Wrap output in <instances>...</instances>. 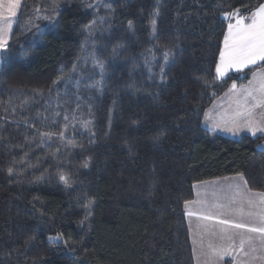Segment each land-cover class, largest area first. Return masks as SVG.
<instances>
[{
  "label": "trees",
  "instance_id": "16d2710c",
  "mask_svg": "<svg viewBox=\"0 0 264 264\" xmlns=\"http://www.w3.org/2000/svg\"><path fill=\"white\" fill-rule=\"evenodd\" d=\"M259 3L21 1L0 54V264H195L194 184L264 192V135L202 125L261 66L216 76L223 13Z\"/></svg>",
  "mask_w": 264,
  "mask_h": 264
},
{
  "label": "snow or ice",
  "instance_id": "6c2138e0",
  "mask_svg": "<svg viewBox=\"0 0 264 264\" xmlns=\"http://www.w3.org/2000/svg\"><path fill=\"white\" fill-rule=\"evenodd\" d=\"M21 6V0H0V50H4L8 46V37L13 29V19L17 16V10ZM53 9L58 5L53 2ZM39 9H37L38 11ZM224 19L228 21L227 31L223 38V47L220 49L219 62L216 65V76L222 78L225 76L228 69H234L238 72L243 71L250 66H255L258 62L261 68L264 69V3H259L254 10H249L247 14L241 11V8H232L223 13ZM44 19L51 20L50 17ZM234 21V23H233ZM153 27L155 20L152 21ZM37 27H39L37 25ZM169 53H165L167 59ZM101 67H103L101 65ZM163 67L161 72H163ZM59 81H54V85ZM236 97V107L231 113L221 122H213L212 127L220 128L224 131L237 134L241 129H247L253 136L258 132L264 133V70L253 72V79L249 81V86H241L237 90L235 81L231 89L225 96ZM230 97V98H231ZM261 109V112H257ZM208 113H205L207 117ZM68 117L65 116V120ZM90 123V122H85ZM53 132L48 131L40 132V136L51 137ZM59 135L63 136L64 133L60 132ZM87 168V162L84 164ZM13 169H8V175L11 176ZM239 181L243 182L244 189L241 190L240 184L233 183L229 186V190L233 195L229 198L231 203H236L237 199L242 204H247V210L244 207L237 209V213L241 216H248L256 221V224L233 222L227 219H220L213 217L208 212H196L189 210L186 215H196L198 220L208 221L215 219L216 225H223L225 227L216 228L215 225L207 223L197 224L196 234L201 238L199 243L203 251V239L206 236H213L222 242L221 245H216L212 240L208 241L207 249L204 255L208 259V264H216L217 260H223L224 257H232L233 264H251L253 261L259 260L264 264V192H252L247 187V182L244 177L240 175ZM60 180L67 186L69 183L68 177L61 176ZM195 187V186H194ZM199 203V201H186L185 208L187 209L190 204ZM211 207L225 208L224 204L216 203ZM232 210V209H229ZM230 229H238L243 231H230ZM258 233L257 238L246 236L244 233ZM239 237L238 248L235 245V239ZM57 237H49V240L60 239ZM258 241V242H257ZM196 244L198 241L193 240ZM233 249H236L237 255H233ZM247 257V261H239L237 256L241 254Z\"/></svg>",
  "mask_w": 264,
  "mask_h": 264
},
{
  "label": "crops",
  "instance_id": "0c3cea01",
  "mask_svg": "<svg viewBox=\"0 0 264 264\" xmlns=\"http://www.w3.org/2000/svg\"><path fill=\"white\" fill-rule=\"evenodd\" d=\"M18 11H19V8L17 10V13H18ZM15 21H16V17L13 19V26L15 24ZM233 23H234V21H233ZM222 47H223V44H222ZM218 62H219V60H218ZM258 64H260V63L258 62ZM250 67H254V66H250ZM262 70H264V69H262L260 66L259 68H256L254 71L259 72ZM230 72H236V70L228 69L225 75H227ZM253 72L246 82H244L242 84H237V90H239L241 86H244V87L249 86V81L253 79ZM231 87L229 89H231ZM229 89L226 92H224L219 98H217L205 110L203 118H202L203 127L206 130H208L209 132L220 134L222 136H225V137H228L231 139H239L241 136H244V135H248V136H252V137L264 135V133L258 132L255 136H253L247 129H241L237 134H233L232 132L224 131L220 128L212 127L213 122H221L236 107V103H235L236 97H231V93H229V96H225V93H228ZM256 111L259 113V112H261V109H257ZM205 113H208L207 117L205 116ZM259 147L262 151H264V142H262ZM238 177H239L238 175H235V176L215 179V180H211V181L196 183V184H194L195 187L193 186V195L194 196H193V199L191 201H199V203L190 204L187 209L185 208V205H184V212H185L187 225H188V229H189L190 242H191V246H192L193 258H194L195 264H198L197 259L199 257L201 258V261L203 264H208V259L204 255V252L208 251L207 245H208L209 240H212V242L218 246L221 245L222 243H226V242L220 241L216 237L209 235V236L204 237V239H203L204 248L202 251L201 244L199 243L201 238L196 234L197 224L207 223L209 225H215L217 229L219 227H225V226L216 225L215 219H210L208 221L198 220L196 215H192V216L186 215L187 211H189V210L196 211V212H201V211L208 212V211H210V214L213 217H217L220 219H227V220H230L233 222H243V223L256 224V221L253 218L248 217V216H241L236 211L237 209H239L241 207H244L245 210H247V204L246 203L242 204L241 201L239 199H237V202L233 204V203H231V201L229 199L233 195V193L229 190V186L233 183L234 179H235V183L240 184L241 190L244 189V184H243V182L239 181ZM252 192H254V191H252ZM216 203L224 204L227 207H225V208L211 207L212 205H214ZM229 209H232V210H229ZM230 231L236 232V231H243V230L230 229ZM244 234L246 236H252L253 238H257L259 235L258 233H247V232H245ZM193 240L198 241V243L194 244ZM234 243L238 248L239 237H236ZM233 255H237L236 249H233ZM237 259L239 261H247L248 258L244 257L241 253L237 256ZM226 261H229L230 264H233L232 257H229V256L224 257L223 260H217L216 264H225ZM251 264H261V262L259 260H257V261L251 262Z\"/></svg>",
  "mask_w": 264,
  "mask_h": 264
},
{
  "label": "water",
  "instance_id": "95a60500",
  "mask_svg": "<svg viewBox=\"0 0 264 264\" xmlns=\"http://www.w3.org/2000/svg\"><path fill=\"white\" fill-rule=\"evenodd\" d=\"M62 242V249H63V254L66 255V256H71V252L68 251V248L65 244V242L63 240H61Z\"/></svg>",
  "mask_w": 264,
  "mask_h": 264
},
{
  "label": "rangeland",
  "instance_id": "374dc122",
  "mask_svg": "<svg viewBox=\"0 0 264 264\" xmlns=\"http://www.w3.org/2000/svg\"><path fill=\"white\" fill-rule=\"evenodd\" d=\"M61 1H63V0H60V3H61ZM227 23H228V21H227ZM9 38H10V37H8V40H9ZM7 42H8V41H7ZM2 51H3V50H0V54H1ZM197 262H198V264H203L202 261H201V258H200V257L197 259Z\"/></svg>",
  "mask_w": 264,
  "mask_h": 264
}]
</instances>
